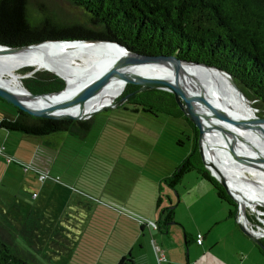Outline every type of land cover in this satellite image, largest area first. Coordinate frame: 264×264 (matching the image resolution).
I'll return each instance as SVG.
<instances>
[{"label":"trees","instance_id":"1","mask_svg":"<svg viewBox=\"0 0 264 264\" xmlns=\"http://www.w3.org/2000/svg\"><path fill=\"white\" fill-rule=\"evenodd\" d=\"M22 1L0 0L2 45L19 47L53 39H108L137 53L175 55L185 61L227 71L244 95L264 110V0H66L80 9L85 17L83 22L55 21L48 15L41 21L31 22ZM22 82L31 93L49 96L61 91L66 81L50 71L37 70ZM139 88V84L127 83L120 95L125 100L114 108L127 109L131 113L129 123H133L132 120L138 123L145 117L150 120L163 117L164 127L169 121L175 123L177 137L174 143L185 148L182 154L185 155L170 173L154 176L153 170L158 166L150 163V143L144 140L146 145L140 139L144 135H136L129 129L117 151L96 147L97 137L112 138L117 130L116 125L114 128L108 125L104 116L97 120L92 116L85 120H54L33 116L12 105L14 115L2 116L0 128L18 131L34 140L33 149L39 144L34 139L37 137L59 131L75 137L79 144L77 149L73 152L71 148H65L64 138L52 163V167L59 165L65 171L64 175L46 170L52 178L48 180L68 185L91 197L93 210L89 217L108 214L113 229L123 222V218L137 222L126 211H144L141 207H150L153 203L159 208L164 188L174 189L193 169L211 183L220 200L233 206L229 214L234 216L237 206L205 169L198 150V130L184 115L176 96L161 89ZM153 135L158 136L157 133ZM88 138L92 140L88 141ZM60 153L66 159L60 160ZM103 154L112 160L111 168L107 181L100 182L94 191L105 193L106 199L86 191L99 182L98 175L94 174L98 170L97 160L101 161ZM164 212L163 223L167 228L173 219V207H164ZM261 218L264 219V215ZM122 224L124 226V222ZM254 225L264 226L258 219ZM139 226L145 228V225ZM261 241L264 244V238ZM188 243L186 236V247ZM132 262L133 257L128 254L122 255L117 264ZM0 264L30 263L0 235Z\"/></svg>","mask_w":264,"mask_h":264},{"label":"rangeland","instance_id":"2","mask_svg":"<svg viewBox=\"0 0 264 264\" xmlns=\"http://www.w3.org/2000/svg\"><path fill=\"white\" fill-rule=\"evenodd\" d=\"M22 3L27 7L31 22L41 21L47 15L55 21L83 22L85 19L80 9L66 0H24ZM88 60L93 64L91 56ZM29 67L34 68L25 66L19 70L21 81L35 72L26 69ZM44 69L49 68L38 70ZM163 77L177 80L170 73ZM122 92L112 100L114 107L125 100H119ZM248 100L256 109L255 113L264 121V110H260L254 101ZM114 107L101 109L92 116L95 120L104 116L108 125L113 128L116 125L117 129L112 138L97 137L95 146L117 151L129 129V132L136 135H144L140 139L150 143L148 146L152 148L153 158L150 163L158 166L153 170L154 176L170 173L185 155H182L185 148L174 143L177 137L173 127L175 123L169 121L164 127L163 117L154 120L145 117L138 123L134 120L129 123L127 120L131 121V113L127 109ZM14 110L12 105L0 99V118L14 115ZM227 118L230 120L231 130L240 135L248 132V128L243 127L242 123ZM221 121L223 124L226 122L225 119ZM154 133L158 134L157 138ZM64 138V147L71 148L74 152L79 144L75 137L68 136L64 131L34 138L39 144L33 149L34 140L18 131L0 128V146L5 148L0 153V235L30 264H117L122 255L128 254L133 257V262L129 264H160L155 251L156 245L167 258L163 264H264V251L241 230L236 211L234 216L229 217V209H233V206L220 200L212 185L201 178L195 169L187 172L174 189L164 188V198L159 208L153 203L150 207H141L144 211H134L155 221L160 229L147 226L142 229L131 218H123L124 226L121 222L113 229V221L109 220L108 214L89 217L88 208L93 203L91 197L59 182L46 180L42 183L30 166L32 164L52 174L64 175L65 171L59 165L52 167ZM219 138L222 136L215 138L217 142L220 141ZM91 140L88 138V141ZM190 140L186 138L187 142H191ZM220 143H223L222 140ZM214 149L213 152L219 159L216 158L217 161L239 170L225 159L238 162L234 149L229 148L227 152L220 146ZM6 157H10L12 161L7 162ZM101 157L104 160H97L98 170L94 174L98 175L99 182L86 188V191L106 199L105 193L94 191L95 186H100V182L107 181L111 168L112 160L104 157V154ZM92 158L95 160V157ZM59 159L66 157L60 153ZM253 169L254 175L261 173L264 177V171L257 168L255 170V167ZM169 199L171 205H174L173 219L164 228L165 212L161 214V209L169 206ZM252 208H247L246 213L249 221L254 224L258 219L256 216L260 215L257 210L264 215V207L258 205V209L256 206ZM258 220L264 222L261 217ZM253 227L257 228L256 225ZM186 236L189 240L187 247ZM198 237L201 241H197Z\"/></svg>","mask_w":264,"mask_h":264},{"label":"bare ground","instance_id":"3","mask_svg":"<svg viewBox=\"0 0 264 264\" xmlns=\"http://www.w3.org/2000/svg\"><path fill=\"white\" fill-rule=\"evenodd\" d=\"M126 55L127 53L123 49L106 42L85 43L78 40L41 42L19 48L11 53H0V82L21 99L35 103L36 99L30 97L20 79L19 70L22 67L49 68L48 70L58 74L66 81V91H73L87 82L109 74ZM90 56L92 57L93 64L88 62ZM182 69L187 74V79L191 83L189 91L192 95V102L198 110L209 116L210 119L208 121L204 120L202 137L206 160L211 165H214L226 178L232 193L237 198L244 200L240 208L242 216L247 208L253 209L252 207L261 203L264 204V177L261 176V173L260 175H254L253 166L242 163L237 156L235 157L238 161L237 163L233 162L230 158L225 159L241 171L236 170L225 162L217 161V154L213 152L215 147L220 146L221 148H225L226 152L227 149L234 148L224 138H219L223 143L216 141L215 138L221 136L216 128H228V131L239 136L243 141L249 142L250 145L260 146L264 153V138L257 131L242 124L243 127L248 128V132L245 135H240L229 128L231 124L230 120H227V117H230L231 120L240 124L237 121V115H241L243 119L252 121H261L262 118L255 113L256 109L247 99L240 97L228 76L217 70L203 66L182 64ZM166 73L176 76L167 64L152 62L142 64L133 74L143 78L145 82L161 81L172 84L179 90L180 86L177 80L163 77ZM198 85L201 86L208 98L215 101L219 106V111L208 108L200 101L196 88ZM125 86L126 83L122 81L110 84L100 92L89 96L84 101L81 109L78 108V112L87 114L103 104H111L112 100L124 90ZM69 106V100H60L54 102L51 107L53 110L65 111ZM222 119L226 120L225 124L222 123ZM261 127L264 130V126ZM240 149L243 155L256 162L263 160L260 159V155L249 152L245 147ZM226 157L228 156L226 155ZM262 165H264V160Z\"/></svg>","mask_w":264,"mask_h":264},{"label":"water","instance_id":"4","mask_svg":"<svg viewBox=\"0 0 264 264\" xmlns=\"http://www.w3.org/2000/svg\"><path fill=\"white\" fill-rule=\"evenodd\" d=\"M73 40H78V41H82L85 43H88V42L90 43L92 42L111 43V44H114L116 47L123 49V51L127 53V55L123 60H121L118 64H116L114 69L109 74L102 76L91 82H87L81 85L76 90L66 91L65 80L58 74L52 72L51 70L44 69V70L50 71L58 75L64 80L65 86L61 91L53 95L42 96V95H36V94L31 93L25 87L30 97L32 99H36V101H34L35 103H33L30 101L28 102V101L21 99L19 96L15 95L12 91H10L0 82V98L10 103L11 105L19 108L20 110L25 111L33 116L44 117V118L54 119V120H85L93 116L96 112L100 111L101 109L108 108V107H114L115 103L103 104L99 108L94 109L87 114H81V112H78V108L81 109V106L83 105L84 101L89 96H91L94 93L100 92L102 89L106 88L110 84L117 82V81L139 84L140 85L139 90L154 88V89H161V90H165V91H169L173 93L176 96L178 105L182 109L184 115L194 124V126H196L198 130V150H199V154H200V157H201V160H202V163L205 169L209 172V174L212 177H214L222 185V187H224L227 194L236 204L237 206L236 210L239 209V212L236 211V213H238L237 222L241 230L246 235H248L262 251H264V244L261 241V237L264 236V233H262V231L258 230L257 228L253 227L252 229H250L247 226V223L249 222V220H248V216L246 212H243V215L241 216L240 208L244 200H242V198H237L234 195V193H232L226 178L220 173V171L214 165H211L206 160L205 153H204V147L202 145V137H203V130H204V122H205L204 120L208 121L210 119H209V116H207L206 114L198 110L195 107V104L192 102V95L189 91V85L191 83L187 79V74L182 69V64L203 66V67L211 68V69H214V70H217L223 73L224 75L228 76L231 84L233 85L234 89L238 92L240 97L247 99L244 93L240 90V88L236 85V83L232 79V76L227 71L222 70L220 68L206 65L203 63H198V62L185 61V60L179 59L175 55H163V54L148 55V54L133 52L131 50H128L125 46L121 45L120 43L111 41L108 39H86V40L73 39ZM73 40H60V39L43 40L37 43L29 44L26 46H19V47L18 46L11 47V46L0 44V53H11L19 48L31 46V45L38 44L41 42H46V41H73ZM152 62L167 64L172 69L173 73L176 75V79L180 86L179 90L174 85L169 84V83H164L161 81H150L146 83L143 78L135 76L133 74L142 64L152 63ZM38 69L40 68L34 67L31 71H36ZM196 88L198 90L197 93H198V98L200 99V101L208 108L215 110V111H219L218 110L219 106L215 103L214 100L207 97V95L204 93L201 86L198 85L196 86ZM123 99L124 97H121L119 100H123ZM60 100L70 101V106L68 107L67 110L57 111V110L52 109L51 107L52 104ZM237 116H238L237 117L238 122L242 123L245 126L251 127L252 129L257 131L262 138H264V130L261 127V126H264L263 120L252 121V120L243 119L241 115H237ZM216 129L218 133L222 136V138L226 139L233 146L239 161H241L244 164L253 166L257 169L264 171V165H262V162L264 160V153L262 152L260 146L250 145L249 142L243 141V139H241L239 136L235 135L234 133L228 131L227 129L220 128V127H217ZM244 147L249 152L253 154L257 153L258 155L261 156L260 159H263V160L258 161L260 164L250 159L249 157H246L245 155H243L240 148H244ZM205 180L208 181L207 179ZM171 203L172 202L169 199V206L174 207V205H171ZM260 205L264 207L263 203H261ZM163 212H164V208L161 209V214ZM261 223L264 225V222L261 221Z\"/></svg>","mask_w":264,"mask_h":264},{"label":"built area","instance_id":"5","mask_svg":"<svg viewBox=\"0 0 264 264\" xmlns=\"http://www.w3.org/2000/svg\"><path fill=\"white\" fill-rule=\"evenodd\" d=\"M5 151V148L4 146H0V153H3ZM6 161L7 162H11L12 159L10 157H6ZM31 167H33V169L35 170L36 174H37V177L38 179L43 183L45 182L46 180L48 179H52L48 172L45 170V169H40V168H36L34 167L32 164L30 165ZM239 212V209L236 210ZM130 216H132L133 218H135L137 220V222L139 224H142V225H145L147 226L148 228H157V225L155 223V221H152L150 219H147L143 216H140L136 213H133V212H130V211H126ZM257 213L260 214V215H257L256 217L259 219L262 215V212L261 211H258L257 210ZM238 215V213H237ZM238 219V217H236ZM249 220V219H248ZM253 223H251L250 221L247 223V226L252 229L253 228ZM257 229L262 231L264 233V227H261L260 225H256ZM264 237V236H263ZM155 251L157 253V257H158V261L159 263L161 264V262H164L167 260L165 254L162 252V250L156 245L155 246Z\"/></svg>","mask_w":264,"mask_h":264},{"label":"crops","instance_id":"6","mask_svg":"<svg viewBox=\"0 0 264 264\" xmlns=\"http://www.w3.org/2000/svg\"><path fill=\"white\" fill-rule=\"evenodd\" d=\"M205 180V179H204ZM211 184V183H210ZM92 210H93V207H92V205L91 206H89V208H88V216L92 213ZM229 212H230V209H229ZM229 215V217L231 216L230 214H228ZM232 217V216H231ZM151 230V229H150ZM199 238L200 237H198V238H196L197 239V241H201V239L199 240ZM164 262H166V261H164ZM164 262H161V264H163Z\"/></svg>","mask_w":264,"mask_h":264},{"label":"flooded vegetation","instance_id":"7","mask_svg":"<svg viewBox=\"0 0 264 264\" xmlns=\"http://www.w3.org/2000/svg\"><path fill=\"white\" fill-rule=\"evenodd\" d=\"M256 208L258 209V205L256 206Z\"/></svg>","mask_w":264,"mask_h":264}]
</instances>
